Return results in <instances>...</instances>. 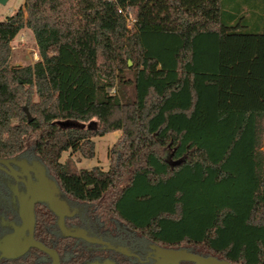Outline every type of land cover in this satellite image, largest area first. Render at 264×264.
I'll return each instance as SVG.
<instances>
[{"label":"trees","instance_id":"obj_1","mask_svg":"<svg viewBox=\"0 0 264 264\" xmlns=\"http://www.w3.org/2000/svg\"><path fill=\"white\" fill-rule=\"evenodd\" d=\"M24 27L39 60L11 66ZM114 131L107 170L60 161ZM23 151L102 219L264 264V0H24L0 20V156Z\"/></svg>","mask_w":264,"mask_h":264},{"label":"flooded vegetation","instance_id":"obj_2","mask_svg":"<svg viewBox=\"0 0 264 264\" xmlns=\"http://www.w3.org/2000/svg\"><path fill=\"white\" fill-rule=\"evenodd\" d=\"M38 163L42 164L30 151L0 156V264H52L51 257L37 247H23L30 238L54 250L59 264H236L200 244L154 242L118 222L98 217L94 210L67 198L60 189L59 197L69 207L64 226L82 229L94 241L63 234L57 224L58 217L42 201L32 202L34 223L29 232L23 227L20 198L31 201L28 188L36 182L31 168L35 169ZM16 232L22 249L3 251V240ZM163 250L176 253L163 255Z\"/></svg>","mask_w":264,"mask_h":264},{"label":"rangeland","instance_id":"obj_3","mask_svg":"<svg viewBox=\"0 0 264 264\" xmlns=\"http://www.w3.org/2000/svg\"><path fill=\"white\" fill-rule=\"evenodd\" d=\"M23 7L24 0H7L4 5L0 4V20H3L6 16L13 14L17 9ZM114 36L112 29L107 28L104 30L103 42L110 52L114 50ZM9 45L11 49L9 64L11 66L22 67L32 65L39 60L35 39L29 28H22L10 41ZM109 91L113 92L114 89L110 88ZM12 121L16 123L17 119L14 118ZM119 134V131H114L103 136L92 137L94 143V156L92 158L82 156L76 150L77 145H75L62 153L60 161L68 163L76 171L91 169L93 167L107 170L110 165V150L118 140Z\"/></svg>","mask_w":264,"mask_h":264},{"label":"water","instance_id":"obj_4","mask_svg":"<svg viewBox=\"0 0 264 264\" xmlns=\"http://www.w3.org/2000/svg\"><path fill=\"white\" fill-rule=\"evenodd\" d=\"M6 2L7 0H0V4L2 5H4ZM128 64L130 65L131 62L128 61ZM35 166V169L31 168V170L34 172V178L36 182L32 183L28 188V194H30L31 196V201H28L25 197L20 198L23 227L28 228L29 232L32 231L34 223L33 212L31 209L32 202L42 201L46 203L48 208L58 217L57 224L63 234H65L66 236H78L88 241H94L92 238L86 236L85 232L82 229H69L64 226L63 219L64 216L69 214V207L66 201L59 197V188L57 187L55 181L46 173L47 171L45 166H43L41 163H38ZM18 234L19 232H16V234L5 238V240H3V243L1 244V249L3 251L10 249L16 250L18 252L22 249L21 246L23 244V247L32 245L37 247L39 250L47 253L52 259V264H59L57 254L54 250L45 247L43 244L31 238L27 239V241L22 244L19 242L20 235ZM161 253L163 255H174L176 252L172 250H163ZM221 264L229 263L223 262Z\"/></svg>","mask_w":264,"mask_h":264},{"label":"built area","instance_id":"obj_5","mask_svg":"<svg viewBox=\"0 0 264 264\" xmlns=\"http://www.w3.org/2000/svg\"><path fill=\"white\" fill-rule=\"evenodd\" d=\"M118 12L122 13L125 17V27L126 29H128L129 31H132L134 28V25L136 24V19L135 17L132 15V13H130L128 10L126 9H118Z\"/></svg>","mask_w":264,"mask_h":264},{"label":"crops","instance_id":"obj_6","mask_svg":"<svg viewBox=\"0 0 264 264\" xmlns=\"http://www.w3.org/2000/svg\"><path fill=\"white\" fill-rule=\"evenodd\" d=\"M120 133V132H119ZM120 135V134H119Z\"/></svg>","mask_w":264,"mask_h":264}]
</instances>
